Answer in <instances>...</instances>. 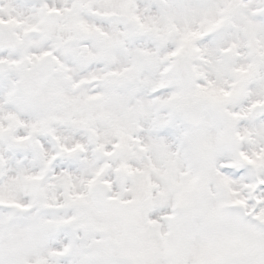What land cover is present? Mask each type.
<instances>
[{
    "label": "clouds",
    "instance_id": "clouds-1",
    "mask_svg": "<svg viewBox=\"0 0 264 264\" xmlns=\"http://www.w3.org/2000/svg\"><path fill=\"white\" fill-rule=\"evenodd\" d=\"M0 264H264V0H0Z\"/></svg>",
    "mask_w": 264,
    "mask_h": 264
},
{
    "label": "snow or ice",
    "instance_id": "snow-or-ice-1",
    "mask_svg": "<svg viewBox=\"0 0 264 264\" xmlns=\"http://www.w3.org/2000/svg\"><path fill=\"white\" fill-rule=\"evenodd\" d=\"M242 203V202H241Z\"/></svg>",
    "mask_w": 264,
    "mask_h": 264
}]
</instances>
